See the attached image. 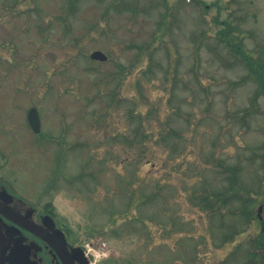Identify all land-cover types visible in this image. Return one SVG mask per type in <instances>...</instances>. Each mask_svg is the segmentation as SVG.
Returning a JSON list of instances; mask_svg holds the SVG:
<instances>
[{
	"label": "rangeland",
	"instance_id": "374dc122",
	"mask_svg": "<svg viewBox=\"0 0 264 264\" xmlns=\"http://www.w3.org/2000/svg\"><path fill=\"white\" fill-rule=\"evenodd\" d=\"M68 1L0 0V139L18 143L20 192L53 204L94 264L244 262L264 237V95L217 36L229 24L264 66V0ZM230 169L250 203L222 206L245 228L225 242L203 198Z\"/></svg>",
	"mask_w": 264,
	"mask_h": 264
},
{
	"label": "flooded vegetation",
	"instance_id": "af4514ba",
	"mask_svg": "<svg viewBox=\"0 0 264 264\" xmlns=\"http://www.w3.org/2000/svg\"><path fill=\"white\" fill-rule=\"evenodd\" d=\"M20 191L18 143L0 139V264H94L53 204ZM258 240L264 264V237Z\"/></svg>",
	"mask_w": 264,
	"mask_h": 264
},
{
	"label": "trees",
	"instance_id": "16d2710c",
	"mask_svg": "<svg viewBox=\"0 0 264 264\" xmlns=\"http://www.w3.org/2000/svg\"><path fill=\"white\" fill-rule=\"evenodd\" d=\"M196 1L200 6L207 8V5H205V2L203 0H196ZM63 5H66V2H63ZM68 9H69V15H72V14H75V12L77 11V6L75 3H73V1H68ZM163 24H165V17H163L158 24L159 27H158V30L156 32V36L159 39H164V37H165L166 31H164V28L162 29ZM223 25L227 26V23H223ZM230 33H231V27L228 24L227 28H225L223 31H221L220 34H218L217 38L219 39L220 43L226 45L227 48L230 50V52L233 53V56L242 65H245L246 68L249 70V75L246 78H244L243 83L248 81L249 79H252V77H254L256 79L257 83L259 84L260 90L256 93L254 100L258 101L260 96L264 95V66H263V63L261 60H259V62L254 61V59H252V56L250 55V53H247V52L244 53L242 51V45L239 43H236L234 40H232L229 37ZM144 48L145 47H143V46L139 47V50L141 53L140 56L142 55V51L144 50ZM133 116L135 118V121L142 122L143 115H141L135 111V113H133ZM242 118H244V116ZM171 133L178 135L180 132L177 130H172ZM164 137H165V135H164ZM230 171H231V178L228 179V181L231 182L232 184L228 188L226 193L218 192L214 195H211V196L208 195V196H205L203 198L204 201L206 202L204 209H212V210H214L213 213L217 214L218 216L220 215V213L222 211V206H229L231 208L233 203L235 201H238V200H241L244 204H247V205L250 203L248 200H246L243 197L242 192L239 190V188H237V186L235 184V178H236V176L234 175L235 170L230 169ZM195 191H197V190H194V192ZM212 198H214V199L212 200ZM230 210H231L230 213H232V215H235L237 213L234 211L233 208H231ZM243 213H244V215H243L244 224H246V223H247L246 225H248V223L250 224L251 223V216H250V210L247 208V206H245ZM219 219L222 221L221 222V225H223L222 227L227 229V232H226L225 237H224L225 242H228L229 240L234 239L236 236H238L241 232H243L245 230L244 227L240 228L237 223H231V224L225 223L226 219H225V217H223L221 215L219 216ZM232 230H233V232H231Z\"/></svg>",
	"mask_w": 264,
	"mask_h": 264
},
{
	"label": "water",
	"instance_id": "95a60500",
	"mask_svg": "<svg viewBox=\"0 0 264 264\" xmlns=\"http://www.w3.org/2000/svg\"><path fill=\"white\" fill-rule=\"evenodd\" d=\"M90 58L94 61H99V62H105L108 60V56L103 51H100V50H96V51L92 52ZM28 123H29V126L31 127V129L35 133L41 132L42 122H41V117H40V114H39V111L37 108L33 107L29 110V112H28ZM262 209H263V207H260L259 213H258L261 220H262V217H261ZM244 264H259V263L254 259H250L247 262H245Z\"/></svg>",
	"mask_w": 264,
	"mask_h": 264
}]
</instances>
